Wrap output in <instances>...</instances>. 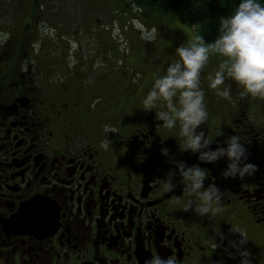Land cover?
Returning <instances> with one entry per match:
<instances>
[{"label": "flooded vegetation", "instance_id": "af4514ba", "mask_svg": "<svg viewBox=\"0 0 264 264\" xmlns=\"http://www.w3.org/2000/svg\"><path fill=\"white\" fill-rule=\"evenodd\" d=\"M16 66L18 80L0 82V264H144L153 255L173 254L178 264H239L232 242L239 244L242 238L230 232V224L245 236L240 248L245 242L247 247L256 242L264 246V105L259 120L245 97L217 106L215 92L201 78L208 112L201 127L214 141L211 147L223 145L226 136H238L256 172L225 179L226 158L218 164L197 160L209 172L205 186L215 183L224 192L223 211L199 217L183 211L188 196L178 176L174 192L161 186L175 167L172 161L197 156L183 151L176 155L178 129L159 127L162 122L156 123L154 113L145 112L143 123L138 120L130 132L126 123L117 127L114 140L108 132L95 140L81 138V124L104 111L92 104L87 79L78 77L77 94L63 86L64 95L46 98L29 86L31 69L21 74L23 68ZM43 68L44 76L50 75ZM225 84H231V91L236 87L230 79ZM74 113L82 120L80 126ZM109 143L106 153L103 146ZM161 148L169 149L167 157ZM26 205L25 219L18 222L16 215ZM248 218L261 227L252 241Z\"/></svg>", "mask_w": 264, "mask_h": 264}, {"label": "rangeland", "instance_id": "374dc122", "mask_svg": "<svg viewBox=\"0 0 264 264\" xmlns=\"http://www.w3.org/2000/svg\"><path fill=\"white\" fill-rule=\"evenodd\" d=\"M19 2L0 3V82L18 80L19 76L14 78L15 65L23 68L21 74L31 69L29 86L49 98L53 94L64 95L63 86L69 87L71 94H77L76 80L79 76L87 79L84 85L86 92L91 89L94 94L92 104H98L104 111L98 110L90 115L85 126L74 113L79 126L82 123L80 132L84 139L95 140L108 132L113 133L111 138L114 140L117 127L126 123L130 132L138 120L143 123L145 112L154 113L156 123L161 122L156 119L155 111L161 110L163 102L158 101L154 110L146 111L141 101L154 79L164 75L168 64L177 58L176 47L187 43L196 34L194 27L169 13L137 9L131 0H40L43 9L37 6L35 10H27L30 1ZM216 4L220 3L216 0ZM20 53L24 58L19 57ZM73 57L82 59L79 60V69H76L77 58L73 60ZM223 59L219 55H210L201 78L209 83L208 75L215 72ZM43 65L50 75L44 76ZM240 90L236 85L231 98L216 95L214 104H236ZM245 98L250 101L255 118L259 120L264 100ZM211 119L216 120L212 116ZM106 126L115 131H106ZM94 130L96 133L91 134ZM125 137L124 142H127ZM110 143L103 146L106 153L110 152L106 149ZM174 150L176 155L181 152L178 142L174 144ZM183 152L188 155L190 151ZM181 160L191 166L197 164L198 159L196 156ZM246 162L252 163L253 160ZM255 223L247 219L246 228L252 232L251 241L253 233L261 232L260 224ZM233 228L238 229V226L230 224V232L234 231ZM256 244L247 247L245 242L242 249L249 252L251 264H264V246L259 248L258 244L254 255Z\"/></svg>", "mask_w": 264, "mask_h": 264}, {"label": "clouds", "instance_id": "9594fccd", "mask_svg": "<svg viewBox=\"0 0 264 264\" xmlns=\"http://www.w3.org/2000/svg\"><path fill=\"white\" fill-rule=\"evenodd\" d=\"M218 35L213 41H206L203 35L195 34L187 43L175 49L176 59L166 67L165 74L154 79L151 88L142 100L144 110H154L158 101H162L161 110L155 111L156 119L162 123L159 127L178 129L179 148L197 155L198 161L208 164L226 158L227 164L221 175L228 179H242L256 172V165L246 162L248 153L245 145L236 135L226 136L223 145L205 135L201 127L208 119L205 104V91L201 87V71L205 68L212 54L224 59L218 64L213 74L208 75L209 89L216 95L231 98V80L240 88L241 97L250 96L264 100V3L260 0H239L232 13L221 16L218 20ZM106 131L114 132V129ZM182 145V147H181ZM161 154L169 155V149L161 148ZM174 169H170L163 178L162 188L174 192L179 177L183 193L188 199L183 204V211L194 212L199 217H215L223 211L224 192L215 184L205 181L209 177L208 169L199 164L187 165L182 160H174ZM179 203V199L175 201ZM233 242L241 257L239 264H251L250 254ZM213 244V247H217ZM144 264H178L176 256L153 255Z\"/></svg>", "mask_w": 264, "mask_h": 264}, {"label": "trees", "instance_id": "16d2710c", "mask_svg": "<svg viewBox=\"0 0 264 264\" xmlns=\"http://www.w3.org/2000/svg\"><path fill=\"white\" fill-rule=\"evenodd\" d=\"M20 0H0L2 5ZM21 0L19 4L23 3ZM30 1L27 10H35L34 7L43 9L40 0ZM137 9L147 8L158 12L172 14L176 18L192 26L196 30V34L203 35L205 40L213 41L218 35V20L221 16H227L232 13L238 5L239 0H217L220 4H216V0H131ZM264 3V0H260ZM30 12V11H29ZM37 12V11H36ZM2 31L0 32V34Z\"/></svg>", "mask_w": 264, "mask_h": 264}]
</instances>
